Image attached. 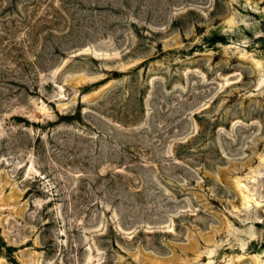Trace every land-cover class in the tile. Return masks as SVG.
<instances>
[{
	"label": "rangeland",
	"instance_id": "374dc122",
	"mask_svg": "<svg viewBox=\"0 0 264 264\" xmlns=\"http://www.w3.org/2000/svg\"><path fill=\"white\" fill-rule=\"evenodd\" d=\"M0 264H264V0H0Z\"/></svg>",
	"mask_w": 264,
	"mask_h": 264
},
{
	"label": "bare ground",
	"instance_id": "6f19581e",
	"mask_svg": "<svg viewBox=\"0 0 264 264\" xmlns=\"http://www.w3.org/2000/svg\"><path fill=\"white\" fill-rule=\"evenodd\" d=\"M237 186H238V184H237ZM239 186L242 187L243 185L240 184Z\"/></svg>",
	"mask_w": 264,
	"mask_h": 264
}]
</instances>
